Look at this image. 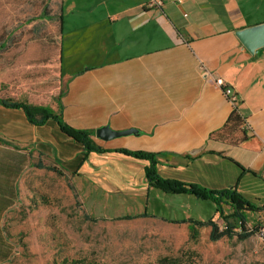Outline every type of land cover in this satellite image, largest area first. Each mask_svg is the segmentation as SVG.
Instances as JSON below:
<instances>
[{
  "label": "crops",
  "instance_id": "0c3cea01",
  "mask_svg": "<svg viewBox=\"0 0 264 264\" xmlns=\"http://www.w3.org/2000/svg\"><path fill=\"white\" fill-rule=\"evenodd\" d=\"M161 1V8H152L149 0H57L62 120L89 131L92 142L109 152L85 155L55 121L35 126L20 109L0 105V139L12 143L0 142V239L3 216L34 163L103 192H115L104 185H128L142 196L149 185L147 162L119 158L116 149L154 154L162 179L234 189L264 206V48L250 55L235 37L264 24V0L261 11L242 0ZM41 40L36 45L48 56L43 50L49 43ZM200 63L232 87L247 141L234 145L214 138L233 107L201 76ZM103 127L128 132L104 141L95 135ZM121 167L129 169L127 177ZM117 174L127 180L112 182Z\"/></svg>",
  "mask_w": 264,
  "mask_h": 264
},
{
  "label": "rangeland",
  "instance_id": "374dc122",
  "mask_svg": "<svg viewBox=\"0 0 264 264\" xmlns=\"http://www.w3.org/2000/svg\"><path fill=\"white\" fill-rule=\"evenodd\" d=\"M242 1L262 10V0ZM57 12V0H0L1 97L56 109L64 89L62 78L59 85L28 96L20 94L13 81L26 73L47 72L51 61L54 65L59 55ZM34 22L37 25L33 29ZM42 38L49 43L43 50L48 56L42 55L36 45ZM117 156L126 157L120 153ZM120 169L127 177L129 169ZM121 174L111 181H126ZM23 180L14 205L1 223L0 264H65L80 260L98 264H264V239L258 231L244 240L236 236L209 240L207 221L224 229L209 201L165 194L149 185L137 197L128 185H104L115 192H103L78 176L31 166ZM222 211L229 214L226 206ZM140 215L147 217L123 219ZM246 217L248 230L264 228L263 212L246 213ZM183 220L201 225L196 239L190 238L187 224L174 223Z\"/></svg>",
  "mask_w": 264,
  "mask_h": 264
},
{
  "label": "trees",
  "instance_id": "16d2710c",
  "mask_svg": "<svg viewBox=\"0 0 264 264\" xmlns=\"http://www.w3.org/2000/svg\"><path fill=\"white\" fill-rule=\"evenodd\" d=\"M48 65L47 72L39 73H26L20 77L14 79L13 84L17 85L20 94L29 95L39 89L52 87L60 84L62 74H61V60L58 56ZM47 66V65H46ZM57 70V72H54ZM64 90V89H63ZM62 93L57 99L56 109L50 105L46 106H31L26 101H18L11 97L0 98V105L12 108L20 109L25 114L27 121L35 126H41L48 120H53L57 123L60 131L71 138L73 141L79 143L85 152V155L90 152L95 153H106L109 152L98 146H96L91 140V133L86 130H77L67 126L62 120V103L61 98ZM245 121L240 115L237 105L232 109L229 116L227 117L223 126L216 131L214 138L217 140L230 142L234 145L245 142L249 139L250 135L248 131L244 129ZM240 133L241 136L237 137L236 134ZM2 144L12 145L11 142H6L0 139ZM112 152L120 153L125 156H129L135 159L144 160L147 162V166L144 169V176L146 182L150 187L161 191L165 194H185L193 196L194 198L202 201L211 202L215 208L218 216L223 221L224 229L220 230L219 226L216 225L212 220H209L205 225L209 230V240L211 242L218 241L221 238L231 239L236 236L239 240H244L252 235L254 232L260 230L255 227L253 231L246 228L247 217L246 213H264V206L258 207L249 203L241 195H239L234 189H225L221 191H212L197 185H184L178 182H173L169 180L162 179L156 171L157 159L154 154L146 152H130L124 149H116ZM31 167L38 170H47L56 174H61V171L52 168L45 167L41 163L31 164ZM226 206L229 209V214L224 215L222 208ZM147 217V215L140 216H126L123 219L130 220L134 218ZM167 222V221H166ZM171 223V222H168ZM175 224H187L189 235L191 239H196L198 236L197 227L200 224L192 220H183L174 222ZM239 228V232L235 230ZM65 264H98L94 261H71L70 263L65 262Z\"/></svg>",
  "mask_w": 264,
  "mask_h": 264
},
{
  "label": "water",
  "instance_id": "95a60500",
  "mask_svg": "<svg viewBox=\"0 0 264 264\" xmlns=\"http://www.w3.org/2000/svg\"><path fill=\"white\" fill-rule=\"evenodd\" d=\"M235 37L238 39L242 47L250 54H255L259 49L264 48V24L256 27L246 28L235 32ZM126 132L111 131L108 127L98 129L95 133L96 137L107 141L115 137L121 136ZM198 151H192L190 154L194 155Z\"/></svg>",
  "mask_w": 264,
  "mask_h": 264
},
{
  "label": "built area",
  "instance_id": "2783aa9c",
  "mask_svg": "<svg viewBox=\"0 0 264 264\" xmlns=\"http://www.w3.org/2000/svg\"><path fill=\"white\" fill-rule=\"evenodd\" d=\"M170 3L180 5L184 2V0H169ZM149 7L152 8H161L163 3L161 0H149ZM200 73L204 79L212 80L214 86L221 91V93L229 100L232 107L234 108L237 104V98L233 92V89L228 83H226L221 77H214L209 68L204 63H200ZM239 232V228L235 230ZM258 235L264 239V228L258 230Z\"/></svg>",
  "mask_w": 264,
  "mask_h": 264
}]
</instances>
